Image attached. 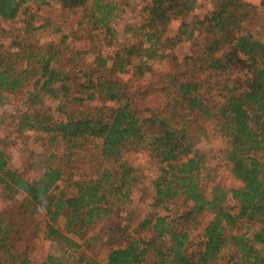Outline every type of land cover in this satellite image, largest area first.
I'll return each instance as SVG.
<instances>
[{
	"label": "trees",
	"instance_id": "obj_1",
	"mask_svg": "<svg viewBox=\"0 0 264 264\" xmlns=\"http://www.w3.org/2000/svg\"><path fill=\"white\" fill-rule=\"evenodd\" d=\"M132 1L140 15L123 22L129 39L120 40L116 25L126 8L134 11ZM174 19L177 32L168 35ZM15 21L22 26L0 42V98L19 101L0 114V264H264V13L257 6L0 0V22ZM67 22L64 30L59 24ZM44 28L57 36L40 39ZM181 45V56L173 53ZM155 63L165 70L141 87L119 77L131 72L135 81ZM208 124L225 143L222 159L237 186L207 189L198 143ZM30 132L38 145L32 178L11 168L5 151ZM137 152L156 168L149 186L132 163ZM135 191L150 194L148 209L136 204ZM26 226L52 243L45 258L23 240Z\"/></svg>",
	"mask_w": 264,
	"mask_h": 264
},
{
	"label": "rangeland",
	"instance_id": "obj_2",
	"mask_svg": "<svg viewBox=\"0 0 264 264\" xmlns=\"http://www.w3.org/2000/svg\"><path fill=\"white\" fill-rule=\"evenodd\" d=\"M248 2L252 3L253 5L257 6V13L262 14L264 13V6L260 5V0H247ZM132 4L135 6L133 9L134 11H131V9L126 8V11L123 13V17H121L120 22L116 25L117 26V35L120 40H122L124 37L126 39H129V37H126V34L123 32L122 24L124 21H138V16L140 13L138 12L141 5L138 4L137 1H132ZM179 19H174L171 21V23L168 26L167 34L173 35L177 32L178 26H179ZM243 22L246 24L247 20L244 19ZM64 30H68V25H70L68 22L66 24H59ZM22 22H0V42L7 43L10 39V30H13L14 28L21 27ZM54 32L50 28H44L42 30H39L38 36L40 39H49L54 38L57 35L53 34ZM128 41V40H127ZM78 45H81L80 43H77ZM113 47V46H112ZM112 47L106 48L104 53H108ZM103 48V47H102ZM187 46L181 45V47H177L173 50V53L176 55L181 56L183 51H185ZM104 49V48H103ZM107 51V52H106ZM155 66L153 67L154 70L152 72H146L141 77L135 78L136 80L133 81L131 72L124 73L119 75L120 79L123 81H130V86L132 88L141 87L142 85H146L151 80L154 79L155 75L159 71H163V65L161 63H155ZM232 78L235 77H242L243 74L235 72L233 74H230ZM17 101L12 96H2L0 98V114L1 115H8L11 113L14 108L16 107ZM56 100H53L51 98L46 97L45 98V104L49 105L50 107L54 108L56 105ZM207 127V135L208 138H203L201 142L198 143V146L202 147L203 151H205L206 154V161L205 165L202 168V174H204L207 171L208 177H205V182L207 189L210 190V187L214 183H220L225 188L228 187H234L238 185V181L234 180L231 176V174L228 172V170L225 169L224 162L222 159L223 151L225 149V143L223 142L222 138L219 136L218 133L213 132V126L212 124L206 125ZM2 136V135H1ZM33 134L30 132L28 134V137H22L20 138L15 144H11L6 147L5 151L7 153V162L11 168H17L20 171H23L26 177L32 178L37 173L38 170L34 163V153L38 149L37 143L34 142ZM132 163H134V166L139 167V171L144 175V183L147 181L148 186L149 179H151L155 175L156 168L153 163H148L146 160L145 154L137 152L134 153V155L131 156ZM206 175V176H207ZM146 185V184H145ZM139 192L135 191L132 193V196L136 202L137 205L143 207L144 209H148V202L150 201V194H147L145 197L139 198ZM6 202L4 200L0 199V212L5 207ZM207 215L203 214L201 218L203 220L207 219ZM101 225V224H100ZM97 230V227L95 228ZM23 240L32 246L33 254L35 257L38 258H45L50 252H52L54 249L52 247V243L43 237L42 233H38L36 237L30 236V231L28 226L23 228ZM99 253L101 255H104V249H101L99 247L98 249Z\"/></svg>",
	"mask_w": 264,
	"mask_h": 264
}]
</instances>
